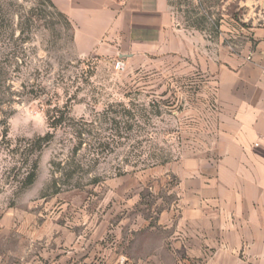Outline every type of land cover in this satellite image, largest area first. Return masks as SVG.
<instances>
[{"label": "rangeland", "instance_id": "obj_1", "mask_svg": "<svg viewBox=\"0 0 264 264\" xmlns=\"http://www.w3.org/2000/svg\"><path fill=\"white\" fill-rule=\"evenodd\" d=\"M52 2L0 0V226L22 229L0 264H55L54 245L61 262L88 240V264H114L100 240L115 226H178L177 166L210 155L213 64L257 47L264 0H169L184 54L125 47L121 70L79 55Z\"/></svg>", "mask_w": 264, "mask_h": 264}, {"label": "crops", "instance_id": "obj_2", "mask_svg": "<svg viewBox=\"0 0 264 264\" xmlns=\"http://www.w3.org/2000/svg\"><path fill=\"white\" fill-rule=\"evenodd\" d=\"M54 2L73 25L81 56L121 59L150 47L184 54L188 36L169 0ZM125 47H134L133 54ZM232 61L213 64L216 110L209 128H200L212 136L210 155L177 166L178 226H115L120 238L100 240L108 263L121 254L127 264H264V31L254 50ZM21 231L2 223L0 238L21 237ZM74 245L63 261L88 264L90 241L78 257ZM54 246L48 254L60 264Z\"/></svg>", "mask_w": 264, "mask_h": 264}, {"label": "built area", "instance_id": "obj_3", "mask_svg": "<svg viewBox=\"0 0 264 264\" xmlns=\"http://www.w3.org/2000/svg\"><path fill=\"white\" fill-rule=\"evenodd\" d=\"M124 65H125L124 61L121 60V59H119V60L116 62L115 68L118 69V70H121V69L124 68Z\"/></svg>", "mask_w": 264, "mask_h": 264}, {"label": "trees", "instance_id": "obj_4", "mask_svg": "<svg viewBox=\"0 0 264 264\" xmlns=\"http://www.w3.org/2000/svg\"><path fill=\"white\" fill-rule=\"evenodd\" d=\"M49 2L50 5H54L52 0H47ZM193 27L197 28V29H201L200 25L199 24H195V25H192ZM33 176H35V174H33ZM34 178L31 179V182L33 181Z\"/></svg>", "mask_w": 264, "mask_h": 264}]
</instances>
